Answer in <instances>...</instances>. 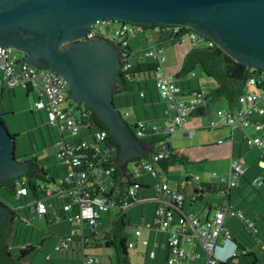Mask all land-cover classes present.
Returning <instances> with one entry per match:
<instances>
[{
	"label": "built area",
	"instance_id": "obj_1",
	"mask_svg": "<svg viewBox=\"0 0 264 264\" xmlns=\"http://www.w3.org/2000/svg\"><path fill=\"white\" fill-rule=\"evenodd\" d=\"M109 27L105 32L103 27ZM142 34L146 43L139 49L130 46L128 37ZM101 35L112 42L120 58V70L127 79L132 77L130 68L133 58L143 61H157L154 78L157 93L166 103L164 123L159 125L153 121L136 117L132 125L138 138L157 137L153 145H149L148 156L136 163L135 168L128 169L121 175L116 162L117 146L108 139L106 129L99 127L91 119V110L85 105L77 104L81 109L79 116L70 111L64 103L75 102L70 96L68 81L57 71L46 70L29 63H23L13 75L17 64L25 54L11 45L0 44V89L25 87L30 84L34 97L33 109H45L47 123L59 130L60 138L57 158L60 165L66 168L64 176L53 179L47 177L50 183H38L41 192L27 202L40 217L44 216L51 200H61L63 209L67 212V220L72 227L68 232L58 235L52 251L46 253L48 260L54 257H73L78 253L83 264H96L97 259L87 253L93 242H103L108 233L113 234L115 220L122 214H127L124 220L129 222L128 211L136 205L147 203L149 212L142 213L141 220L135 223L134 234L138 237L142 229L159 233L155 238L153 248H150L151 236L143 239L146 246L145 256L157 258L158 250L167 244L169 253L165 264H221L228 263L230 257L237 254V245L231 240V233L225 226L229 215L237 214L244 218L241 210L235 211L230 202V188L237 185L240 177L246 172V159L243 155H232L229 176L218 177L221 188L218 195L223 196L220 205L215 206L206 214L186 208L187 192L175 187L168 177H162L163 169L158 160L170 157L171 134L181 130L186 137H192L196 128L186 124L191 115L204 113L211 115V97L204 87L185 92L176 81L174 74L165 69V54L160 46L162 38L176 39L179 42L199 43L203 34L189 25L184 24H146L133 23L114 18L97 19L92 23L87 37ZM151 36H154L152 42ZM210 40V39H209ZM212 41V40H210ZM213 42V41H212ZM18 52L23 53L19 55ZM251 74L245 81L243 90L238 95L234 108L219 107L207 121L210 129L229 127L232 143L235 132L242 131L244 140L249 147L259 149L258 165L264 167V136L258 132L264 127V70L255 71L251 66ZM194 74V72L192 73ZM144 96V90L140 91ZM133 107H126L123 117L133 116ZM259 115L260 118H255ZM223 141V139H219ZM148 174L155 180L150 192L140 190L141 178ZM262 175L252 179V183L263 184ZM25 179L17 178L16 197L26 194L28 188ZM195 188H200L199 184ZM193 191L192 203L199 197V191ZM50 201V202H49ZM193 204H191V207ZM118 208L116 214L102 215L103 211ZM14 209V208H13ZM131 223V224H129ZM249 231H256L253 219L246 218ZM128 247H133V241H127ZM228 244V253H217L218 248ZM230 264V263H228Z\"/></svg>",
	"mask_w": 264,
	"mask_h": 264
},
{
	"label": "water",
	"instance_id": "obj_2",
	"mask_svg": "<svg viewBox=\"0 0 264 264\" xmlns=\"http://www.w3.org/2000/svg\"><path fill=\"white\" fill-rule=\"evenodd\" d=\"M103 18L189 25L236 61L264 70V0H0V44L25 54L13 75L23 63L60 73L72 99L91 108L116 139L120 177L129 161L148 151L114 102L116 47L101 35L85 39ZM27 158L16 155V136L0 116V181L27 175ZM8 213L0 202V234Z\"/></svg>",
	"mask_w": 264,
	"mask_h": 264
},
{
	"label": "trees",
	"instance_id": "obj_3",
	"mask_svg": "<svg viewBox=\"0 0 264 264\" xmlns=\"http://www.w3.org/2000/svg\"><path fill=\"white\" fill-rule=\"evenodd\" d=\"M202 37L204 41L196 43V45L191 47V49L186 53L182 62V66L180 70L175 74L174 78L183 87L185 92L193 91L195 89H201L203 87L201 85V80L199 77L193 78L196 79L195 84L192 83V78H185V75L189 71H192L194 67L200 65L204 73L207 76L213 78V82L209 83L210 85L208 90L209 95L211 97V103L215 102L218 99H221L222 97H225L228 101L230 108H234L237 105L238 95L243 90V86L246 79L254 72L250 71L251 66H247L236 61L233 57H231L228 53H226L221 47H219V45L210 41L209 38H207L205 35H203ZM164 39H169V38L164 37L161 40ZM133 59L134 60L132 62V66L130 68L132 77L130 79L128 78L126 79L122 75L121 70L118 71L115 80L114 102L116 104V99L118 98L117 102L120 104V106L133 107L135 109L137 104L135 102L136 95L134 94L135 93L134 89L137 86H139L140 89L138 90V94H140L141 90H144V96L142 97L146 96L151 82L153 83V85H155L154 73L157 67V61L153 59H146L143 61H139L135 58ZM260 69L261 68L255 67V71H259ZM25 88L27 90L26 91V95H27L29 92H31L32 87L30 84H27ZM3 89H14V88H1L0 91H3ZM30 110L34 112L33 107ZM90 110H91V119L94 121V123H96L99 127L108 130L107 125L102 120L99 119L98 115L91 108ZM7 114H12V113L4 112V111L0 113V116L2 117L4 122L6 120ZM199 114L204 115L203 112L202 113L199 112ZM129 127L133 130L134 126L130 124ZM12 135L17 136L18 133L12 132ZM148 136H151V138L149 137L146 138L137 137V138L141 142H144L149 145H153V143L157 139V137H155L156 135L151 134ZM108 139L110 142H113L117 145L116 139L112 135H110V133ZM234 143H236V141H234ZM167 147L171 151L170 157H162L160 160H158V164L163 169L164 173L167 172V168L171 164L180 161L185 162V160L181 158V156L174 153L173 151L174 148L171 145L168 144ZM252 148L254 147H250L249 149ZM259 154L258 157H256L255 163L257 167L260 168L259 174H261L263 177L262 178L263 184L260 186L253 184L252 179L254 178V176L251 177L246 168V172L240 177L238 184L230 188V202H231L232 191L236 189V193L241 197V199L239 197L237 198H239V200L243 202L242 205L244 204L248 205L247 206L248 213H250L251 211L252 212L256 211V208H254L255 197L252 195V189L256 190L261 196L264 197V167H260L258 165ZM34 158L35 157H33V159ZM60 166L62 168V171L57 166L55 170L56 173H54L53 168L50 167L48 164H46V167L32 166L29 169L27 175L19 177V179L22 181L23 179H25L24 185H26L28 188L27 193L21 194V196L19 197H16L15 194L17 179L10 178L0 181V187L11 192L16 197V199L21 200L22 203L20 205L8 204L3 200V197L1 195H0V202L4 203L8 212L13 213V210L16 209L17 210L16 212L22 214L23 218H26L29 214H36L32 210L31 205L27 204V202L41 192V190L38 189V183L40 182L37 180L38 179L45 180L48 176L53 179L56 178L61 179L66 172V168L63 165ZM140 181H142V183L140 184V190L145 191L147 193L150 192V190L153 187L152 182L150 183L149 181L145 180L143 177L141 178ZM197 183L199 184L200 188H195V191H199L200 194L195 201L197 200L203 201L204 206H206V208L208 209V207L209 208L211 207V203H212L208 199V196L217 195L219 189L221 188V185L217 181H210V180H201V181H197ZM60 204H62L61 200H56V199L51 200V203H49L48 209L44 214V217L48 224H50V222L54 221L56 218H59L60 220H64V221L66 220V222H68L67 212L63 209V206ZM145 204L144 203L139 204L140 209L138 211V215L142 216L141 214L143 213ZM220 204L221 202H217L215 206ZM150 206L151 205L149 204L148 207ZM257 209L259 210L260 215L263 216L264 214L261 212L259 206ZM241 211L244 215V218L238 216L237 214L229 215V216L237 215L239 219H241L242 224L238 225L239 226L238 230H236L237 227L236 229L235 228L229 229V227L227 226V218L224 223L225 226L229 229L231 233V240L234 244L237 245V251H238V253L230 257L227 262L230 264H258L260 262V258L257 250L259 249L260 252L264 254V221H261L260 225L262 228H260L258 223L255 222L254 220L257 229L256 231L253 230L249 231L246 227V218L249 219L252 218L246 216L243 210ZM126 215H127L126 213L122 214L115 220L113 226V234L111 235L110 233H108L107 239L103 241L104 245L106 246H110L113 244L117 246L118 260L120 264H130L128 258V246H127L128 233L125 231L127 221L124 220V217H126ZM14 218L15 216L12 217V220L8 222L7 227L4 229L5 235L3 239L0 241V248L5 243L8 245L12 243V233L17 228V224L14 223ZM131 220L132 219L129 218V222H131ZM12 221H13V227L11 229ZM9 235H10V241L9 243H7V238ZM93 243L94 244L92 245V247L100 246L102 242L94 241ZM24 245L27 248L26 249L27 252H30L31 250L34 249V245L32 243H25ZM256 247L258 248L257 250ZM157 250H158V256L154 260H156L158 264H165L166 256L169 253L168 245L166 244L164 248H162L161 250L159 248ZM23 263L34 264L30 260H27ZM228 263L223 262L221 264H228ZM0 264H12V263L9 262L8 260H4Z\"/></svg>",
	"mask_w": 264,
	"mask_h": 264
},
{
	"label": "rangeland",
	"instance_id": "obj_4",
	"mask_svg": "<svg viewBox=\"0 0 264 264\" xmlns=\"http://www.w3.org/2000/svg\"><path fill=\"white\" fill-rule=\"evenodd\" d=\"M103 30L104 34L105 32L110 31L109 27L106 26L103 27ZM128 40L130 46L134 49H139L141 45H144L146 43V39L143 37L142 34H139L138 36H129ZM151 40L152 42L154 41V36H151ZM168 45H172V42L169 39L160 42V46L164 48L163 53L165 54V56L168 54ZM18 54L22 55L23 53L18 52ZM192 71L195 75H192ZM192 71H189L185 75V78L199 77L201 80L202 87H204L206 90H209V83L213 82V78L207 76L200 65L194 67ZM151 84L153 83L151 82ZM1 92L2 91H0V111L3 110L4 112L12 113L6 115L5 123L11 132L18 133V135L16 136V155L19 156V159L23 160L27 157H32L36 155L41 158L42 163H46L50 167H52L54 173H56L55 170L57 166L62 171L59 160L57 158L58 146L56 145V141L60 138L59 130L47 123V115L45 109H34V112L30 110L33 105L34 97H37V93L33 94L31 92L30 95L27 96L26 88L21 86L16 87L15 93L12 92V89H5V95H2ZM117 99L116 106L123 114L126 107L120 106V104L117 102ZM64 106H66L77 116H79L81 113V109L77 107L78 105L76 102L64 103ZM82 106L84 107L85 104H82ZM219 107L230 108L228 101L225 97H222L221 99H218L213 102L212 113H214ZM207 115L208 114H205L203 115V117H207ZM133 118L134 116L132 115L126 116L125 120L132 121ZM224 130L230 132L231 129L226 126L224 127ZM218 131L219 129L208 130V132L212 135H214ZM261 132L264 133V128ZM236 133L239 136L241 134L240 130H237ZM171 138L174 144L178 143L179 140L184 142L192 139L181 138L177 131L173 132ZM200 164H204V170L202 171V173H199L197 171V163L176 162L174 164H171L167 174L162 173L161 175L163 178L168 176L171 179H177L179 181H183L188 177L190 182H188V184L186 183V186L185 184H183L184 188L181 187V189L188 193V200H190L195 185L194 181L200 180L196 179L197 175L199 177H212L213 179H217V177L211 176V174L213 172H216L217 176H219L222 173L219 167H217V163L215 164V162L211 163L209 161H202L200 162ZM221 164L225 168L222 177H225L227 179L229 176L230 162L223 161ZM135 166L136 161H130L128 164L129 169H134ZM255 166H253V168ZM37 181L42 183L52 182L46 179H38ZM0 195L3 197V200L8 204L20 205L22 203L21 200L16 199V197L11 192L2 187H0ZM252 195L255 197V212H247L248 205H242L243 202L239 200V198L241 199V197L237 195L236 189L232 191L231 204L235 210H243L246 216L255 220V222L258 223L259 227L262 228L260 223L261 221H264V215L261 216L257 208L259 206L261 212L264 214V197L261 196L254 189H252ZM208 199L210 201H217V199H221V196L209 195ZM192 204L194 205V208L192 209L197 210L203 206L204 202L197 200ZM148 206L149 204L147 203L144 205L145 210L148 209ZM139 209L140 205L134 206L128 211L129 216H131L132 219V225H127L125 227V231L128 233V241L134 242L133 247H128V258L130 264H158V262L156 260H153L150 256H145L146 246L142 243V240L148 239L149 230L147 228H143L140 237L134 234L135 223L141 220V216L137 214ZM118 211V208H115L112 211H103L102 215H108L109 213L112 215L116 214ZM61 224H63V227H66L68 225H66L64 220H60L59 218H56L54 221H51L49 225L46 222L44 216L40 217L37 214H29L24 220L20 221L17 224L16 230L12 233V244L14 245L17 242L18 244L32 243L34 245V249L28 253L26 261L30 260L34 264H59L61 261H65L66 263H68L67 257H54V259L52 260H48L46 258V253L52 251V247L57 236L59 234H63L60 231ZM241 224L242 221L237 215L227 217V226L229 227V229H236L237 227L236 230H238V225ZM71 227L72 225L70 224V228ZM154 239L155 238L153 237L151 240L150 248H153V245L155 244ZM224 246V248L217 249L218 254L226 255L228 253L229 245L225 244ZM257 249L258 248L256 247V250ZM257 251L259 253L260 258V262L258 264H264V254L260 252L259 249ZM87 253L97 259L96 264H120L118 260L117 246L115 244L106 246L102 242L100 246L88 248ZM74 257H76L77 259H81L78 253H75Z\"/></svg>",
	"mask_w": 264,
	"mask_h": 264
},
{
	"label": "crops",
	"instance_id": "obj_5",
	"mask_svg": "<svg viewBox=\"0 0 264 264\" xmlns=\"http://www.w3.org/2000/svg\"><path fill=\"white\" fill-rule=\"evenodd\" d=\"M164 40H168V39H164ZM169 40H171L172 45L167 46L168 54L165 56L164 66H165V69L168 73L174 74V76H175V74L180 70V68L182 66V62H183V59H184L186 53L191 49V47L195 46L196 44L189 42V41L179 42L176 39H169ZM161 41H163V40H161ZM161 41H158V42H161ZM163 51H164V48H163ZM189 78H192V83L195 84L196 79H193V78H196V77H189ZM15 89H16V87L14 89H12L13 93H15ZM139 89H140L139 86H137L134 89V91H135L134 94L136 95V101L135 102L137 104V106L135 107L136 114L133 115L134 118L132 119V121L125 120L126 123L128 125H130L134 122L136 117H140V118L149 119L150 121H153L159 125H163V123H164L163 117L165 115L166 103L163 101V99H161L158 96L155 85L150 84L149 90L147 91V94L145 97H142L140 94H138ZM1 93H2V95H5V93H6L5 89H3V91ZM30 93L31 92H29L27 94V96H29ZM82 104H85V103H82ZM212 104L213 103H211V108H212ZM1 112H3V110H1L0 113ZM212 115H214V113H212L211 115H207V117H203V115H200V114L199 115L194 114V115H191L189 118H187V120H186L187 126L189 128L195 127L196 133L192 137H186V136H184V134L181 130H177V132L181 138H183V139L192 138V139H190L188 141H184V142L179 140L178 143L174 144V142L172 141V138L170 137V144L174 148L173 149L174 153L181 156V158H183L185 160L184 163H197L198 165H197L196 169L199 173H202V171L204 170V164H200V162L209 161L211 163H214V162H215V164L217 163V167H219V169L222 172L218 177H222L224 174L223 172L225 171V168L221 164L223 161L230 162L232 155H243V156L245 155L244 156L246 159L245 166H246L247 171L249 172L250 176L255 177V176L259 175L260 168L257 167V165L255 166L256 157H258V154H259V149L255 148V147L252 149H249L250 147H248L247 144L244 142V139H243L244 134L242 133V131H240L241 132L240 136L237 135V133H236L237 131L235 132L236 143H234V142L232 143L231 141L227 140V138L230 136L231 130H230V132L227 130H224V127L219 128V131L217 133H215L214 135L209 133L208 130L210 128L207 127V121H208L209 117ZM255 118L259 119L260 116L255 115ZM261 131L262 130H260L258 133L262 134L264 136V133ZM172 134H171V136H172ZM219 139H223V141L220 142ZM139 144L142 146L143 149L147 150L148 154H149V151H150L149 146L146 143L141 142L140 140H139ZM148 154L146 156L133 159L131 161H136V163H137L141 159L146 158L148 156ZM129 162L125 165V171H127L129 169L128 168ZM218 163H219V165H218ZM117 165H118V163H117ZM170 166H168L166 174L168 173ZM253 166H255V167L253 168ZM118 167H119V165H118ZM229 167H230V165H229ZM119 169H120V167H119ZM211 176H213V173L211 174ZM166 177H168V176H166ZM218 177H217V179H213L212 177H199L197 175L196 179H200L198 181H201V180L217 181ZM143 178L145 180L149 181L150 183L155 180V178H152L148 174H144ZM169 179H170V183L173 186L178 187V188H181V187L184 188L183 184H185V186H186V183L188 184V182H190L188 177L183 181H179L177 179H171V178H169ZM194 183H195V185H197L196 180L194 181ZM195 185H194V188H195ZM193 191H194V189H193ZM142 193H145V191H142ZM192 194H193V192H192ZM219 196H221V195H219ZM222 201H223V196H221V199H217V201L212 200L210 208L208 207V209H207L206 206H204V204H203L202 207H200L199 209L194 210V211L195 212H201L202 214H206L207 212L211 211L215 207L217 202H222ZM191 202H192V199L190 198V200H188V193H187V199H186V205L185 206H186V208L188 206V208H191V210H193L192 208H194V205L191 207V204H192ZM150 208L151 207H148V209L145 210V207H144L143 213H146L147 211L149 212ZM64 222L66 223V225L68 224L69 227H68V225L66 227H63V224H61L60 225L61 233H66L70 229V224L66 221H64ZM149 234L151 236L150 237L151 240L153 237L156 238V237H158L157 235H159V233H157L155 231L149 232ZM56 240H57V238H56ZM62 258H66V257H62ZM67 259H68V263H66L65 261H61V262L59 261L60 262L59 264H83L81 259H77L74 256L73 257H67Z\"/></svg>",
	"mask_w": 264,
	"mask_h": 264
},
{
	"label": "flooded vegetation",
	"instance_id": "obj_6",
	"mask_svg": "<svg viewBox=\"0 0 264 264\" xmlns=\"http://www.w3.org/2000/svg\"><path fill=\"white\" fill-rule=\"evenodd\" d=\"M96 37L97 36H93L92 39H94ZM85 39L91 40V37L85 36ZM114 89H115V85H114ZM33 157H35V158L33 159ZM27 159H29L31 161L30 166H29L30 168L32 166L46 167V163H42L41 158H39L36 155L29 157ZM16 211L17 210L14 209L13 213L12 212L8 213V221L3 224L2 229H1L0 241L3 239V237L5 235L4 229L7 227L8 222H10V220H12L13 216H15L14 223H16V224H18L20 221L24 220V218L22 217V214H20L19 212L17 213ZM0 249H1L0 250V263L4 260H8L12 264H23V262L26 261V259H27L26 257L29 253L26 251L27 248L24 245V243L18 244V242L15 243L14 245L12 243L10 245L5 243V244H3V246Z\"/></svg>",
	"mask_w": 264,
	"mask_h": 264
}]
</instances>
